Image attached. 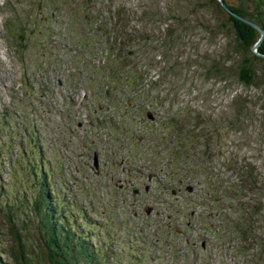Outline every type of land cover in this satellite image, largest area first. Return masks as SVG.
Masks as SVG:
<instances>
[{
	"label": "rangeland",
	"instance_id": "374dc122",
	"mask_svg": "<svg viewBox=\"0 0 264 264\" xmlns=\"http://www.w3.org/2000/svg\"><path fill=\"white\" fill-rule=\"evenodd\" d=\"M38 1L0 0L12 158L37 144L62 214L114 264H264V64L243 82L225 16L209 0ZM2 166V189L23 180Z\"/></svg>",
	"mask_w": 264,
	"mask_h": 264
},
{
	"label": "trees",
	"instance_id": "16d2710c",
	"mask_svg": "<svg viewBox=\"0 0 264 264\" xmlns=\"http://www.w3.org/2000/svg\"><path fill=\"white\" fill-rule=\"evenodd\" d=\"M30 1L33 4L39 3L38 0ZM209 2L215 6L217 13L225 16L226 26L244 51L240 54L242 59L238 68L243 74V82L252 83L254 73L251 64H264V0H237L235 4L227 0H221L222 4L218 0ZM242 19L263 31L255 52L250 47L259 33ZM18 27L20 31L17 32V38L22 41L24 27L22 23ZM108 69L114 76L111 68H107L109 72ZM3 122L0 115V223L7 228L12 245L8 246L7 251L0 250V264H9L10 261V264H40L38 259L41 254L46 257L47 264H114L116 255H110L109 248L96 245L97 240L91 238L93 235L89 236V231H82L81 227L85 223L83 219L75 223L74 220L68 221V217L62 214L64 201L56 200L57 192L51 187L50 172L43 165L37 144L29 140L28 149L19 145L21 154L12 158L13 152L10 149L14 142L10 140L12 135L8 137V133L3 132ZM3 164L14 165L21 175H25L23 180L19 183L13 180L11 185L8 183L2 189ZM31 224L39 239V244H36L38 249L33 252L31 248L34 246H27L23 239L27 238V228ZM4 254L10 261L1 259Z\"/></svg>",
	"mask_w": 264,
	"mask_h": 264
},
{
	"label": "water",
	"instance_id": "95a60500",
	"mask_svg": "<svg viewBox=\"0 0 264 264\" xmlns=\"http://www.w3.org/2000/svg\"><path fill=\"white\" fill-rule=\"evenodd\" d=\"M221 4H222V2H221V0H218ZM224 7V6H223ZM224 9H225V11H227V12H229V10L226 8V7H224ZM245 23H247V24H249L250 26H252L253 28H255L257 31H258V33H259V36H258V38L256 39V41L254 42V44H253V49H256V46H258L259 45V43H260V41H261V39H262V36H263V31L260 29V28H258L255 24H253V23H251V22H249V21H247V20H244V19H242ZM257 54V53H256ZM263 56V55H262Z\"/></svg>",
	"mask_w": 264,
	"mask_h": 264
},
{
	"label": "flooded vegetation",
	"instance_id": "af4514ba",
	"mask_svg": "<svg viewBox=\"0 0 264 264\" xmlns=\"http://www.w3.org/2000/svg\"><path fill=\"white\" fill-rule=\"evenodd\" d=\"M92 155L94 156V152H92ZM93 156H92V157H93ZM113 164H114V163H112V165H113ZM130 187H131V186H130ZM160 188L163 189V190H167V188L164 187V186H160ZM147 190H148V187L143 186V191L146 192ZM177 190H178L177 188H176V189H170V190H169V193H170V194H173V193L176 192ZM131 191H132L131 194L133 195V193L136 194V191H138V189L132 187V188H131ZM185 224H186V223H185ZM169 226H170V225H169ZM169 226H166V227L169 228ZM175 232L178 233L177 231H175Z\"/></svg>",
	"mask_w": 264,
	"mask_h": 264
}]
</instances>
